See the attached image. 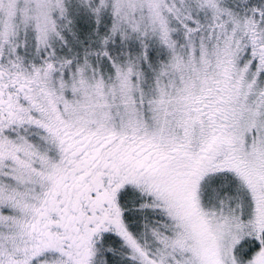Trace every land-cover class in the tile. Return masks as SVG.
I'll return each instance as SVG.
<instances>
[{
  "label": "snow or ice",
  "instance_id": "1",
  "mask_svg": "<svg viewBox=\"0 0 264 264\" xmlns=\"http://www.w3.org/2000/svg\"><path fill=\"white\" fill-rule=\"evenodd\" d=\"M0 264H264V0H0Z\"/></svg>",
  "mask_w": 264,
  "mask_h": 264
}]
</instances>
